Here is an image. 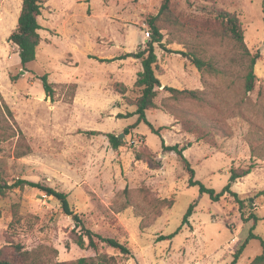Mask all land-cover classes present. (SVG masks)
<instances>
[{"label":"rangeland","instance_id":"1","mask_svg":"<svg viewBox=\"0 0 264 264\" xmlns=\"http://www.w3.org/2000/svg\"><path fill=\"white\" fill-rule=\"evenodd\" d=\"M162 2L42 0L36 59L22 67L9 41L21 0H0L1 176L8 184L23 179L65 192L84 228L130 249L122 254L103 242L96 250L79 247L81 226L54 197L25 184L0 195V252L12 264L29 262L24 251L40 264L98 254L112 256L111 264H229L251 226L264 240V0H170L169 11L159 14ZM215 7L238 16L246 46L261 55L247 94L245 59L212 15ZM157 15L163 46L215 68L200 72L179 53L154 45L162 86L146 117L158 135L143 122L127 129L137 115L122 117L136 109L142 66L134 54L146 48ZM45 73L51 99L39 78ZM163 86L199 90L201 98L174 97ZM108 133L123 144L113 148ZM161 139L190 143L183 154L194 178L216 192L231 168L251 167L231 185L237 197L225 193L212 201L190 186L177 154L165 151ZM191 203L194 211L182 225ZM261 252L260 240L252 239L236 264H252Z\"/></svg>","mask_w":264,"mask_h":264},{"label":"trees","instance_id":"2","mask_svg":"<svg viewBox=\"0 0 264 264\" xmlns=\"http://www.w3.org/2000/svg\"><path fill=\"white\" fill-rule=\"evenodd\" d=\"M214 2V0H208ZM170 0H163L159 14H165L169 11ZM42 0H21V8L17 18V24L14 31H12L9 35V41L13 42L18 47V57L20 60V64L24 67L27 63L34 61L36 59V51L41 41V36L39 30L42 28L38 21V17L42 13ZM212 15L215 20L219 21L222 25V30L225 32L227 37L231 40L235 47L240 52V55L245 59L244 62V73L242 80V87L245 94L253 91L256 81V75L254 72V66L257 60L260 58V53L256 51L255 53H251L244 42V34L242 29V24L235 13L229 12L225 9L221 8H213ZM158 19V15L151 18L150 27L152 29V36L150 40L146 42V48H144L140 52H136L134 55L136 58L141 60L142 69L137 73V78L135 81V86L140 88V94L135 100L136 109L133 112L126 113L122 117H130L132 115H137V118L134 123L129 125L128 128H134L139 123L143 122L149 126L151 131L155 134H159L160 128H155L147 119L146 111L151 108H155L156 104L154 98L157 95L158 89L162 86L158 76L155 74V66L157 63V55L155 53L154 45L158 44L167 52H175L182 55L184 58L188 59L198 71L202 72L204 67H208L210 69H215L211 62L205 61L201 57L196 54H187L182 51H173L162 44L163 34L160 32L158 26H156V22ZM95 59H99L100 61H110V59L106 58H97L92 56ZM42 88L44 90L45 96L50 99L53 98V87L52 83L48 81L47 73L41 75L40 77ZM163 89H166L170 92L171 96L177 97L183 95L188 98L200 99L201 93L199 90L195 89H178L171 86H163ZM120 115V114H119ZM127 131V130H125ZM87 134H97L99 133L96 130L86 131ZM127 133V132H125ZM108 140L113 148H118L123 144V140L119 137V135L108 133L106 134ZM161 145L165 151L175 152L181 161L185 171L189 175L188 184L190 186L197 185L199 187V192L206 193L209 195L212 201H217L221 196L225 193H230L234 197H237V194L231 190V185L236 182L238 178H241L251 171V167L247 169L237 172L235 169L231 168L230 175L228 179V183L219 191L216 192L212 188L206 187L202 182L196 180L195 170L191 167L189 161L184 156L183 151L185 147L190 146V143L180 146L178 143L173 145L165 144L164 140L161 139ZM29 185L31 187H36L39 190L43 191L46 195L54 197L61 205L62 210L65 214L71 215L74 220L76 226H81L83 232L77 235L75 238V243L82 248L90 247L94 250L97 249L98 242H103L107 246L117 249L122 254H130V249L127 245L120 242L119 240L113 237H106L100 234L94 233L89 229L84 228L83 222L79 215L75 213L69 204L67 194L61 190H57L51 186L39 183V182H31L23 179H18L12 184H8L4 181V178L0 174V195H4L6 190L16 186ZM195 203H191L185 214L182 218V225L189 223V217L192 215L194 211ZM190 225V224H189ZM179 229V228H178ZM254 225L250 227V230L243 240L242 244L235 250L232 256V260L229 264H236L238 258L241 253L245 249V247L249 244L252 239H259L262 246V252L255 256L252 261V264L264 263V240L260 238L258 235L253 233ZM178 231H175L163 239L173 238ZM87 238V242L84 237ZM96 237V240L94 239ZM23 255L29 259L27 264H40L28 251H24ZM112 256H107L106 254H98L94 258L87 259L86 257L78 258L72 264H111ZM0 264H12L10 260L4 259L1 256L0 252ZM57 264H66L64 262Z\"/></svg>","mask_w":264,"mask_h":264},{"label":"crops","instance_id":"3","mask_svg":"<svg viewBox=\"0 0 264 264\" xmlns=\"http://www.w3.org/2000/svg\"><path fill=\"white\" fill-rule=\"evenodd\" d=\"M40 33V32H39ZM41 42V41H40Z\"/></svg>","mask_w":264,"mask_h":264}]
</instances>
